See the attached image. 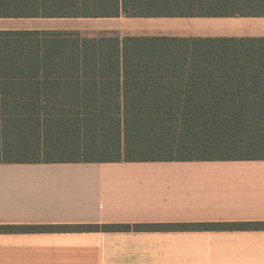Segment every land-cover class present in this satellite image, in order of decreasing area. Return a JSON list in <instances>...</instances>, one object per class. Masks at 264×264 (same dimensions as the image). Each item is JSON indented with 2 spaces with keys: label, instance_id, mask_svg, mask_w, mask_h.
Segmentation results:
<instances>
[{
  "label": "crops",
  "instance_id": "crops-1",
  "mask_svg": "<svg viewBox=\"0 0 264 264\" xmlns=\"http://www.w3.org/2000/svg\"><path fill=\"white\" fill-rule=\"evenodd\" d=\"M80 2L0 0V31H60L62 42H119L121 52L128 38L264 39L206 29L264 16H85ZM42 51L35 70H0V226L264 221V159L50 161L59 157L45 128L71 125L96 92L80 72L44 70ZM119 64L109 79L122 103L133 82ZM0 264H264V229L0 232Z\"/></svg>",
  "mask_w": 264,
  "mask_h": 264
},
{
  "label": "trees",
  "instance_id": "trees-1",
  "mask_svg": "<svg viewBox=\"0 0 264 264\" xmlns=\"http://www.w3.org/2000/svg\"><path fill=\"white\" fill-rule=\"evenodd\" d=\"M78 10L85 16H264V0H81ZM67 35L0 31V70H35L40 48L44 70L80 72L83 87L96 92L84 95L71 125L45 128L50 153L59 157L50 161L264 159V39L128 38L121 52L119 42H62ZM120 57L133 82H125L122 103L109 79L120 70ZM165 229H264V221L0 226V232Z\"/></svg>",
  "mask_w": 264,
  "mask_h": 264
},
{
  "label": "rangeland",
  "instance_id": "rangeland-1",
  "mask_svg": "<svg viewBox=\"0 0 264 264\" xmlns=\"http://www.w3.org/2000/svg\"><path fill=\"white\" fill-rule=\"evenodd\" d=\"M130 23H125V25L135 26H163L164 28H173L177 22L175 21H149V20H133L129 21ZM220 24H211L210 27H207V31H212V33H227L225 29L235 30L233 33L247 32V33H257L255 31L264 32V18H260L259 21H238L233 23H227L225 21L220 22ZM219 32H215L218 31ZM211 33V32H210Z\"/></svg>",
  "mask_w": 264,
  "mask_h": 264
}]
</instances>
